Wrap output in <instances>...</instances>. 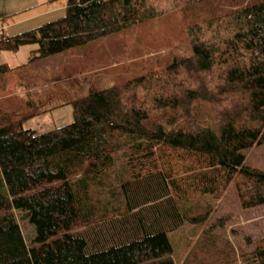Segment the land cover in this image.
Listing matches in <instances>:
<instances>
[{
  "label": "trees",
  "instance_id": "1",
  "mask_svg": "<svg viewBox=\"0 0 264 264\" xmlns=\"http://www.w3.org/2000/svg\"><path fill=\"white\" fill-rule=\"evenodd\" d=\"M177 17L189 54L158 57L152 41L145 72L117 78L133 71L142 27ZM117 37L122 52L76 68L116 70L108 85L73 82V122L41 134L22 118L0 125V264H178L170 233L212 211L186 201L234 183L244 208L264 205V170L244 154L264 144V0H68L64 16L0 40V52L38 47L0 76L22 86L32 63ZM240 262L264 264V239Z\"/></svg>",
  "mask_w": 264,
  "mask_h": 264
},
{
  "label": "rangeland",
  "instance_id": "2",
  "mask_svg": "<svg viewBox=\"0 0 264 264\" xmlns=\"http://www.w3.org/2000/svg\"><path fill=\"white\" fill-rule=\"evenodd\" d=\"M67 3L68 0H0V40L64 16ZM207 14L208 10H199L198 12V15L202 18L206 17ZM182 22V18L177 17L170 21L161 22L156 28H151L150 26L142 27L137 34L140 41H137L135 46L128 45V39L126 40L124 37L123 39L119 37L117 39L110 38L97 44H91L84 50L85 54L88 55H84V58H82L84 62L82 59L81 62L77 60L74 55L73 63L66 70L68 73L72 72V74L77 72L74 76L76 77L75 81H79L77 83L82 84L84 82V85L103 86L108 85L113 80V71L116 70L114 69L115 66L100 67L97 61L98 68L97 70L94 69L96 72L85 71L78 74V69H76L78 64L80 63L79 65L82 66L81 69L89 68L87 65L93 56L96 57L98 55L97 57L106 58L104 60H107L112 54L116 56V51L118 53L122 52L124 50L123 45H128L129 49H132L129 54L137 59L134 63L131 62L133 71L129 72V74L125 72L124 68L115 72L117 74L116 77L122 80L126 76H134L142 72L144 68L140 64L146 59L150 60V56H142L140 51L152 41H157L158 44L164 45V48L159 53L160 55L156 54L158 57L171 58L173 54L187 55L189 51L186 46L187 43L184 42L185 36L182 30ZM168 45L172 49L171 52L166 48ZM34 48H36V45L24 46L19 52H0V63L9 60L10 65H22L28 61L30 52ZM110 52L112 53L110 54ZM143 71L145 72V70ZM5 81L6 83H11L13 79L7 77ZM47 82L54 84L52 81ZM37 89H42V87ZM81 92L83 93V91ZM69 98L72 99L71 94L67 96V100ZM14 105L8 102L3 105L0 101V125L22 118L24 127L32 128L41 133L74 121L73 108L70 105H67L66 109H57L54 112L50 111L40 114L34 113L33 110L29 111L30 109L25 105L22 107L19 105L18 108L13 110L11 108L8 109L9 106ZM2 107L4 112L1 111ZM198 112H201L200 116L206 121L210 119L208 114L210 109L207 103L202 102ZM8 115L11 116V119H7ZM210 121L211 119L208 123ZM205 123L207 124V122ZM125 150L126 148L117 153V157H121ZM244 154L246 156V165L264 170V144L246 149ZM117 167L111 171V176L117 175ZM185 203L187 207H193L195 212H200V214L208 211V207H212V211L206 222L198 224L186 223L176 232L170 233L174 255L176 261L179 262L178 264H185L189 254H192V258L187 264H234L235 261L240 264L242 254L252 251L255 245L260 244L262 239H264V205L252 209L244 208L234 183L218 198L214 195H199ZM28 225L33 229V226L29 223ZM29 226L23 224L28 241Z\"/></svg>",
  "mask_w": 264,
  "mask_h": 264
},
{
  "label": "crops",
  "instance_id": "3",
  "mask_svg": "<svg viewBox=\"0 0 264 264\" xmlns=\"http://www.w3.org/2000/svg\"><path fill=\"white\" fill-rule=\"evenodd\" d=\"M23 47H21L20 49H22ZM37 49L38 47L36 45V48L31 50L28 61L22 65H10L9 60L1 63H5L12 68L23 66L27 64L30 59L36 54ZM19 50L17 51L19 52ZM74 55L76 56L77 60H80L81 62V59L84 58V47H82L79 51L68 50L63 53L32 63L26 68V81L22 86H20V82L18 81H15V83H6L5 79L7 78V76H0V101L3 105H6L7 102L11 103V105L12 103L15 104L14 106H9L8 109L11 108L13 110L14 108H18L19 105H21V107L25 105L28 109H30L29 111L37 110L36 114L46 113L50 111L54 112L57 109H66L67 105H70L67 104V101H70L67 100V96L72 94L74 91L73 82L75 81V78H73L72 72H67V70L73 63V58L75 57ZM82 60L84 62V59ZM47 81H52L54 82V84H50ZM40 87H42V89L38 90L37 88ZM1 111H3V107L1 108ZM7 119H11V116L8 115Z\"/></svg>",
  "mask_w": 264,
  "mask_h": 264
}]
</instances>
